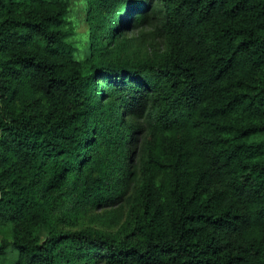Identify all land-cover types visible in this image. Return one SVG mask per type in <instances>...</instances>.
<instances>
[{
  "label": "trees",
  "instance_id": "obj_1",
  "mask_svg": "<svg viewBox=\"0 0 264 264\" xmlns=\"http://www.w3.org/2000/svg\"><path fill=\"white\" fill-rule=\"evenodd\" d=\"M128 3L161 15L152 81L74 58L66 0H0V264H264V0ZM137 179L113 233L49 227L53 186Z\"/></svg>",
  "mask_w": 264,
  "mask_h": 264
},
{
  "label": "rangeland",
  "instance_id": "obj_2",
  "mask_svg": "<svg viewBox=\"0 0 264 264\" xmlns=\"http://www.w3.org/2000/svg\"><path fill=\"white\" fill-rule=\"evenodd\" d=\"M133 1L66 0V39L71 42V55L77 60L82 61L87 57L93 62H104L101 63V68H110L114 62H124L125 66L140 71L144 80L152 81L157 78L153 64L167 51L168 39L158 11L148 10L142 18L131 21L127 27L122 25L130 11L123 12V6ZM146 1L148 0H140L141 3ZM95 22L100 25H93ZM106 85V78L96 79L99 98H105L103 92ZM142 125L143 122L140 127ZM140 136L138 135L134 145V159L141 153ZM58 180L61 182L62 177H58ZM138 181L121 184L116 191L106 189L90 200H82L76 204L61 201L63 197L58 193L59 186H53L50 188L52 197L49 202V227L60 231L113 233L124 219L129 199L136 196ZM73 246H76V253L72 255L75 264H94L91 258L83 255L88 249H85L82 242H75Z\"/></svg>",
  "mask_w": 264,
  "mask_h": 264
}]
</instances>
